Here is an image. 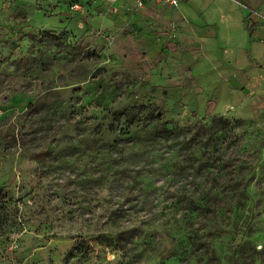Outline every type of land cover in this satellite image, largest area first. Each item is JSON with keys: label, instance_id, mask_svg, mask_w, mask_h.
<instances>
[{"label": "rangeland", "instance_id": "1", "mask_svg": "<svg viewBox=\"0 0 264 264\" xmlns=\"http://www.w3.org/2000/svg\"><path fill=\"white\" fill-rule=\"evenodd\" d=\"M68 2L0 0V264H264V0Z\"/></svg>", "mask_w": 264, "mask_h": 264}, {"label": "built area", "instance_id": "2", "mask_svg": "<svg viewBox=\"0 0 264 264\" xmlns=\"http://www.w3.org/2000/svg\"><path fill=\"white\" fill-rule=\"evenodd\" d=\"M83 0H69V10L72 13H76L77 11H81L83 9H87L88 7L82 4ZM91 2L102 1L109 10L114 12L117 11V3L121 0H86ZM148 1H159L163 4H168L172 7H176L179 3V0H134L133 7L134 8H143Z\"/></svg>", "mask_w": 264, "mask_h": 264}, {"label": "crops", "instance_id": "3", "mask_svg": "<svg viewBox=\"0 0 264 264\" xmlns=\"http://www.w3.org/2000/svg\"><path fill=\"white\" fill-rule=\"evenodd\" d=\"M133 4H134V0H121L119 1V3H117V10H123V9H126L127 7H133L132 6ZM153 5H164V4L159 1H148L146 2L143 8H147ZM179 5H180V0H179L177 7H179Z\"/></svg>", "mask_w": 264, "mask_h": 264}, {"label": "trees", "instance_id": "4", "mask_svg": "<svg viewBox=\"0 0 264 264\" xmlns=\"http://www.w3.org/2000/svg\"><path fill=\"white\" fill-rule=\"evenodd\" d=\"M68 3H69V2H68ZM82 4H83L84 6H85V5H88V4H90V1L83 0V1H82ZM183 144H185L184 141L182 142V145H183Z\"/></svg>", "mask_w": 264, "mask_h": 264}]
</instances>
